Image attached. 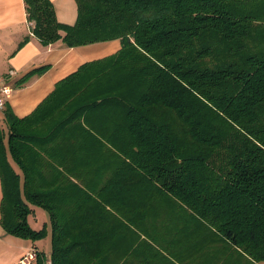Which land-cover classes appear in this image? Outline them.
<instances>
[{"label": "trees", "instance_id": "obj_1", "mask_svg": "<svg viewBox=\"0 0 264 264\" xmlns=\"http://www.w3.org/2000/svg\"><path fill=\"white\" fill-rule=\"evenodd\" d=\"M24 3L45 46L121 41L0 115L1 225L50 215L33 264L264 261V0H76L74 24Z\"/></svg>", "mask_w": 264, "mask_h": 264}, {"label": "crops", "instance_id": "obj_2", "mask_svg": "<svg viewBox=\"0 0 264 264\" xmlns=\"http://www.w3.org/2000/svg\"><path fill=\"white\" fill-rule=\"evenodd\" d=\"M52 1L61 22H76V0ZM27 35H31L28 42L19 47ZM120 48V39L75 47H69L63 41L45 46L31 32L24 0H0V74L16 71V87L8 105L20 117L31 113L59 80L76 71L82 64L113 54ZM44 65H49V68L43 74L31 77L22 86L17 84L26 73ZM18 246L21 247L20 255L37 247L29 245L28 248L25 241L6 232L0 222V254L4 256V264L8 260L7 253Z\"/></svg>", "mask_w": 264, "mask_h": 264}, {"label": "rangeland", "instance_id": "obj_3", "mask_svg": "<svg viewBox=\"0 0 264 264\" xmlns=\"http://www.w3.org/2000/svg\"><path fill=\"white\" fill-rule=\"evenodd\" d=\"M1 124L5 126V123H3V120H1ZM6 141H8V134L6 136ZM0 197L2 198V183L0 179ZM33 212H31L28 215V222L29 224L39 230V229H44L45 234L37 239H31V238H24V237H19L20 239L25 241L27 243V247L29 245L34 246L36 245L41 251H44L45 253L51 251V220H50V215L49 212L46 209H43L41 207L33 206ZM17 237V236H16ZM20 248L17 247L13 251H9L7 253V263L6 264H21L20 263V258L22 257L20 255ZM29 248V247H28ZM33 249V247L31 248ZM29 249V250H31ZM0 264H4V256L0 254ZM256 264H264V261H257Z\"/></svg>", "mask_w": 264, "mask_h": 264}, {"label": "built area", "instance_id": "obj_4", "mask_svg": "<svg viewBox=\"0 0 264 264\" xmlns=\"http://www.w3.org/2000/svg\"><path fill=\"white\" fill-rule=\"evenodd\" d=\"M15 75L16 71L11 70L6 74H0V113H3L4 110L7 107V104L12 97L16 83H15ZM37 252L33 248L26 252L22 257L20 258L21 264H33V262L36 260ZM45 264H53V261L50 257L46 259Z\"/></svg>", "mask_w": 264, "mask_h": 264}]
</instances>
